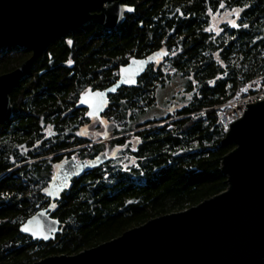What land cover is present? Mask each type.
Wrapping results in <instances>:
<instances>
[{"label": "trees", "instance_id": "trees-1", "mask_svg": "<svg viewBox=\"0 0 264 264\" xmlns=\"http://www.w3.org/2000/svg\"><path fill=\"white\" fill-rule=\"evenodd\" d=\"M133 6L115 29L87 22L52 40L9 92L12 117L0 122V264H31L74 254L148 219L195 205L226 188L218 107L264 83V0H125ZM233 23L215 32L214 14ZM166 52L133 87L109 96L97 142L79 129L90 123L78 99L87 88L114 82L132 57ZM31 56L24 46L0 47V74ZM168 72H171L169 75ZM177 78L181 94L167 111L147 116L158 95ZM103 128H102V127ZM104 130V131H103ZM116 156L74 178L50 214L60 232L47 242L22 235L19 225L46 207L55 164L64 155Z\"/></svg>", "mask_w": 264, "mask_h": 264}, {"label": "water", "instance_id": "water-1", "mask_svg": "<svg viewBox=\"0 0 264 264\" xmlns=\"http://www.w3.org/2000/svg\"><path fill=\"white\" fill-rule=\"evenodd\" d=\"M124 1L0 0V47L20 45L31 52L19 66L0 74V122L12 117V87L52 40L87 22L118 28L133 12ZM164 55L157 51L130 58L114 82L82 92L78 107L86 109L87 117H100L109 96L121 87L135 86L149 64ZM221 143L233 144L220 161L227 183L223 191L77 253L48 255L31 264H264V99L245 105L243 115L229 123ZM108 159L106 151L86 159L64 158L46 187L49 205L28 216L19 232L32 241L54 239L61 222L50 214L53 203L74 178Z\"/></svg>", "mask_w": 264, "mask_h": 264}, {"label": "built area", "instance_id": "built-area-1", "mask_svg": "<svg viewBox=\"0 0 264 264\" xmlns=\"http://www.w3.org/2000/svg\"><path fill=\"white\" fill-rule=\"evenodd\" d=\"M243 95L238 99L218 107L219 119L223 132L229 123L242 116L245 105L264 97V84L261 79L247 83L242 89Z\"/></svg>", "mask_w": 264, "mask_h": 264}, {"label": "rangeland", "instance_id": "rangeland-1", "mask_svg": "<svg viewBox=\"0 0 264 264\" xmlns=\"http://www.w3.org/2000/svg\"><path fill=\"white\" fill-rule=\"evenodd\" d=\"M223 23H233V18H232L231 13L223 12L221 14L216 13V14L212 15V17H211V28L215 32L221 31ZM168 73H169V75H171V72H168ZM181 91H182L181 83L179 82V80L177 78L173 77V79L171 81H169L167 83V85L165 87H163L162 90L159 92V95H158L159 105L158 106H161V107L153 109L152 111H150V113L147 116H152V115L156 114L157 112L167 111L168 109L165 110L162 107V105L164 104L163 101L166 98H171L172 96H177L178 94L180 95ZM102 125L105 126L104 124H102ZM91 133H92L91 135H93L95 132L91 131ZM108 154L111 155V152H108Z\"/></svg>", "mask_w": 264, "mask_h": 264}, {"label": "flooded vegetation", "instance_id": "flooded-vegetation-1", "mask_svg": "<svg viewBox=\"0 0 264 264\" xmlns=\"http://www.w3.org/2000/svg\"><path fill=\"white\" fill-rule=\"evenodd\" d=\"M124 3H125V1H124ZM127 4V3H126ZM128 5H130V4H128ZM209 26H211V24L209 25ZM155 53V52H154ZM153 54V53H152ZM148 56V55H147ZM164 57H165V55L164 56H162L161 58H157L153 63H151V64H149V66L150 65H154V64H159V65H161L160 64V62L161 61H163L164 60ZM148 66V67H149ZM147 67V68H148ZM119 73V72H118ZM117 78H118V76H117ZM116 78V79H117ZM115 79V80H116ZM114 80V81H115ZM108 86V85H107ZM88 89V88H87ZM84 92V91H83ZM80 109H82V108H80ZM84 110V113H86V109H83ZM105 111V110H104ZM104 113V112H103ZM102 113V114H103ZM101 114V116L100 117H97V116H94V117H88L89 119H90V123L88 124V125H85V126H83V127H81L80 129H79V133H80V135H82V137L83 138H89L90 140H91V142H89V143H93V142H97L98 140H96V138L98 137V136H100L101 135V131H100V125L101 124H104V125H106V118H104L103 117V115ZM86 116V115H85ZM87 117V116H86ZM91 131H94L95 133L93 134V135H91L92 133H91ZM103 151H106L107 152V154H108V152H111V155H109V159H111V158H113V157H115L116 156V154H115V152H112V151H108V150H103ZM75 158H74V157ZM94 156V155H93ZM68 157H72V158H74V159H86V158H79V157H77L75 154H72V155H70V156H67V155H64L63 157H62V159L59 161V162H57L56 164H55V167H54V169H53V171H52V173H51V176H52V174H53V172H54V170H55V168H56V165L57 164H59L64 158H68ZM50 180V179H49ZM49 205V204H48ZM35 212V211H34ZM33 212V213H34ZM32 213V214H33Z\"/></svg>", "mask_w": 264, "mask_h": 264}, {"label": "bare ground", "instance_id": "bare-ground-1", "mask_svg": "<svg viewBox=\"0 0 264 264\" xmlns=\"http://www.w3.org/2000/svg\"><path fill=\"white\" fill-rule=\"evenodd\" d=\"M264 84V83H263ZM261 99H264V97L263 98H260V99H257L256 101H258V100H261ZM255 102V101H254ZM243 113H244V111H243ZM243 113H242V115H243ZM98 168V167H97ZM89 172V171H88ZM51 212V211H50Z\"/></svg>", "mask_w": 264, "mask_h": 264}, {"label": "snow or ice", "instance_id": "snow-or-ice-1", "mask_svg": "<svg viewBox=\"0 0 264 264\" xmlns=\"http://www.w3.org/2000/svg\"><path fill=\"white\" fill-rule=\"evenodd\" d=\"M25 230H27V229H25Z\"/></svg>", "mask_w": 264, "mask_h": 264}]
</instances>
